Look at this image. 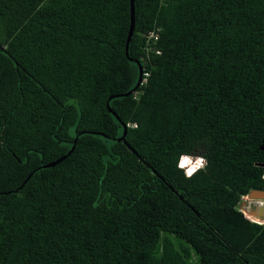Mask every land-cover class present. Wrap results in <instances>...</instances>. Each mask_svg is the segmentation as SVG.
<instances>
[{
    "label": "trees",
    "instance_id": "1",
    "mask_svg": "<svg viewBox=\"0 0 264 264\" xmlns=\"http://www.w3.org/2000/svg\"><path fill=\"white\" fill-rule=\"evenodd\" d=\"M134 21L126 57L130 0H0V264H264L237 210L264 191V0H134Z\"/></svg>",
    "mask_w": 264,
    "mask_h": 264
},
{
    "label": "built area",
    "instance_id": "2",
    "mask_svg": "<svg viewBox=\"0 0 264 264\" xmlns=\"http://www.w3.org/2000/svg\"><path fill=\"white\" fill-rule=\"evenodd\" d=\"M159 29H155L147 34L144 35L145 37V44L143 47V55L140 58V62L142 64V78L139 84L140 86H145L147 84L148 78L150 77V64L151 59L153 56H157L161 54L160 49L158 48V41H159ZM262 179H264V170L262 173ZM264 200H256L252 199L249 194L243 195L240 198V201L237 206V210L242 213L247 219H249L252 222H256L253 219H250L249 215H254L258 208L260 207V204L263 203ZM257 223V222H256Z\"/></svg>",
    "mask_w": 264,
    "mask_h": 264
},
{
    "label": "water",
    "instance_id": "3",
    "mask_svg": "<svg viewBox=\"0 0 264 264\" xmlns=\"http://www.w3.org/2000/svg\"><path fill=\"white\" fill-rule=\"evenodd\" d=\"M134 27H135V21H134V0H130V26H129V31H128V35H127V39H126V43H125V55L126 57H128V46H129V42H130V39L134 33ZM131 62L135 63L138 67V71H139V76H138V81H137V84L136 86L133 88V90H131L128 94L126 95H130L132 94V92H134L137 87L139 86L140 84V81H141V78H142V68H141V65H140V62L138 60H132V59H129ZM114 96L112 97H109L108 101H110L111 99H113ZM107 107H108V111L110 114H112L116 119L117 121L121 124V126L123 127V134L121 137L119 138H116L115 140L116 141H124L125 139V135H126V132H127V126L125 124H123L120 119L117 117L116 113L109 107L108 103H107ZM76 139L74 140L73 142V147L72 149L63 157L47 164L45 167L46 168H49V167H55L57 164L61 163L64 159H66L72 152L75 144H76ZM124 143L126 144V146L134 153L136 154V151L134 149L131 148V146L126 142L124 141ZM260 149L264 152V136L262 138V143H261V146H260ZM249 196L252 198V199H256V200H264V191H261V190H254L252 191L251 193H249ZM254 216L257 218H264V210L262 208H258L257 211L255 212Z\"/></svg>",
    "mask_w": 264,
    "mask_h": 264
},
{
    "label": "clouds",
    "instance_id": "4",
    "mask_svg": "<svg viewBox=\"0 0 264 264\" xmlns=\"http://www.w3.org/2000/svg\"><path fill=\"white\" fill-rule=\"evenodd\" d=\"M208 165L207 158L202 155H192L182 152L177 158L176 167L183 173L185 178L191 179L200 172L206 171Z\"/></svg>",
    "mask_w": 264,
    "mask_h": 264
},
{
    "label": "bare ground",
    "instance_id": "5",
    "mask_svg": "<svg viewBox=\"0 0 264 264\" xmlns=\"http://www.w3.org/2000/svg\"><path fill=\"white\" fill-rule=\"evenodd\" d=\"M261 206L264 207V202L260 204V207H261ZM262 209L264 210V208H262ZM249 217H252V218H254V219H256V220H258V221L264 223V218H260V217H259V218H258V217L256 218L254 215H251V214L249 215Z\"/></svg>",
    "mask_w": 264,
    "mask_h": 264
},
{
    "label": "flooded vegetation",
    "instance_id": "6",
    "mask_svg": "<svg viewBox=\"0 0 264 264\" xmlns=\"http://www.w3.org/2000/svg\"><path fill=\"white\" fill-rule=\"evenodd\" d=\"M262 208H264L263 206H261Z\"/></svg>",
    "mask_w": 264,
    "mask_h": 264
}]
</instances>
